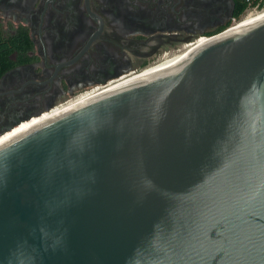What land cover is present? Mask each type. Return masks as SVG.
I'll return each instance as SVG.
<instances>
[{"label": "water", "instance_id": "1", "mask_svg": "<svg viewBox=\"0 0 264 264\" xmlns=\"http://www.w3.org/2000/svg\"><path fill=\"white\" fill-rule=\"evenodd\" d=\"M229 29L0 143V264H264V16Z\"/></svg>", "mask_w": 264, "mask_h": 264}, {"label": "flooded vegetation", "instance_id": "2", "mask_svg": "<svg viewBox=\"0 0 264 264\" xmlns=\"http://www.w3.org/2000/svg\"><path fill=\"white\" fill-rule=\"evenodd\" d=\"M242 2L0 0V37L8 39L10 62L0 74V128L25 126L36 117L28 115L137 75L222 31ZM18 34L22 40L11 39Z\"/></svg>", "mask_w": 264, "mask_h": 264}, {"label": "bare ground", "instance_id": "3", "mask_svg": "<svg viewBox=\"0 0 264 264\" xmlns=\"http://www.w3.org/2000/svg\"><path fill=\"white\" fill-rule=\"evenodd\" d=\"M263 16H264V8L261 9V10H256V11L253 10L245 17V19H244V17L239 19L237 21V23L234 26H232L229 30H233V29H236L238 27H241V26H244L246 24H249V23H251V22H253V21H255V20H257V19H259V18H261ZM206 39L207 38H205V37H199L198 41L193 42V43H189V44L185 45L183 48L165 55L163 58H161L157 62L146 66L137 75H132V76L123 78L121 80L110 81V82L106 83L105 85L97 86L96 88H94V89H92V90H90L88 92H85V93H82V94H80L78 96L72 97L71 99H69V100H67V101H65L63 103L56 105L55 107H53L49 111H46L45 113H41L40 115H37L36 117H33L31 120H34V121L30 122L29 124L28 123L25 124L26 127L23 125L22 127L16 129V127H18L19 125H15L11 129H8L5 132H3L2 134H0V143L8 140L9 138H11V137L15 136L16 134H18V133L22 132L23 130H25L26 128L36 124L37 122L45 120L46 118H49V117H51V116H53V115L65 110L67 108H70V107L74 106L77 103H80V102H82L84 100H87V99L91 98L92 96H95L96 94H98L100 92H103L105 90H109L111 88H114V87H116L118 85H121V84L127 82V81H130V80H132L134 78H137V77H139V76H141L143 74H146V73H148L150 71H153V70H155V69H157L159 67H162V66H164L166 64H169L170 62H172V61L176 60L177 58L181 57L185 52H187L188 50H190L191 48H193L194 46H196L197 44L203 42Z\"/></svg>", "mask_w": 264, "mask_h": 264}, {"label": "trees", "instance_id": "4", "mask_svg": "<svg viewBox=\"0 0 264 264\" xmlns=\"http://www.w3.org/2000/svg\"><path fill=\"white\" fill-rule=\"evenodd\" d=\"M254 6H264V0H243L242 4H239L236 7L233 16L235 18H238L243 13V10L245 8H252ZM11 39L18 41V40H22L23 38L21 34H18ZM7 56H8V39L4 37H0V74L10 64V62L7 60Z\"/></svg>", "mask_w": 264, "mask_h": 264}, {"label": "rangeland", "instance_id": "5", "mask_svg": "<svg viewBox=\"0 0 264 264\" xmlns=\"http://www.w3.org/2000/svg\"><path fill=\"white\" fill-rule=\"evenodd\" d=\"M263 8H264V6H257V7H252V8H248V9H246V11H245L244 14H243L244 19H245V17H246L251 11H253V10H255V11H256V10H261V9H263ZM244 19H243V20H244ZM100 86H101V85H100ZM71 98H72V97H71ZM71 98H66V100H63V101H60V102L63 103V102H65V101H67V100H69V99H71ZM61 103H60V104H61ZM56 105H58V104H56ZM56 105H55V106H56ZM53 107H54V106H53ZM53 107H52V108H53ZM52 108H51V109H52Z\"/></svg>", "mask_w": 264, "mask_h": 264}, {"label": "built area", "instance_id": "6", "mask_svg": "<svg viewBox=\"0 0 264 264\" xmlns=\"http://www.w3.org/2000/svg\"><path fill=\"white\" fill-rule=\"evenodd\" d=\"M254 7H257V6H254ZM243 14H244V13H242L238 18H235V17L231 18L230 24H229L225 29H229V28H231L232 26H234V25L237 23V21L243 17ZM159 60H160V59H159ZM155 62H157V61H155ZM155 62H154V63H155Z\"/></svg>", "mask_w": 264, "mask_h": 264}, {"label": "snow or ice", "instance_id": "7", "mask_svg": "<svg viewBox=\"0 0 264 264\" xmlns=\"http://www.w3.org/2000/svg\"><path fill=\"white\" fill-rule=\"evenodd\" d=\"M26 127V126H25Z\"/></svg>", "mask_w": 264, "mask_h": 264}]
</instances>
